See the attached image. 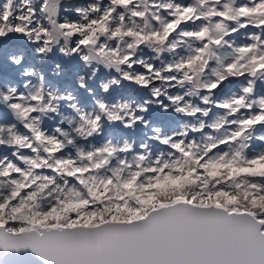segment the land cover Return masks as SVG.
Instances as JSON below:
<instances>
[{
	"label": "snow or ice",
	"instance_id": "obj_1",
	"mask_svg": "<svg viewBox=\"0 0 264 264\" xmlns=\"http://www.w3.org/2000/svg\"><path fill=\"white\" fill-rule=\"evenodd\" d=\"M264 264V0H0V264Z\"/></svg>",
	"mask_w": 264,
	"mask_h": 264
},
{
	"label": "water",
	"instance_id": "obj_2",
	"mask_svg": "<svg viewBox=\"0 0 264 264\" xmlns=\"http://www.w3.org/2000/svg\"><path fill=\"white\" fill-rule=\"evenodd\" d=\"M7 264H29V260L26 257H16L10 259Z\"/></svg>",
	"mask_w": 264,
	"mask_h": 264
},
{
	"label": "trees",
	"instance_id": "obj_3",
	"mask_svg": "<svg viewBox=\"0 0 264 264\" xmlns=\"http://www.w3.org/2000/svg\"><path fill=\"white\" fill-rule=\"evenodd\" d=\"M75 2H84V0H75Z\"/></svg>",
	"mask_w": 264,
	"mask_h": 264
}]
</instances>
